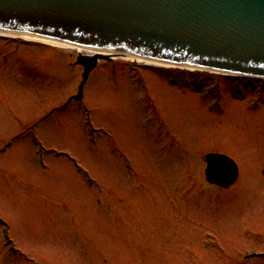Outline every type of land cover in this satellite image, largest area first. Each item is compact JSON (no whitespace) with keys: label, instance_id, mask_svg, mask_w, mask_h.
I'll list each match as a JSON object with an SVG mask.
<instances>
[{"label":"rangeland","instance_id":"rangeland-1","mask_svg":"<svg viewBox=\"0 0 264 264\" xmlns=\"http://www.w3.org/2000/svg\"><path fill=\"white\" fill-rule=\"evenodd\" d=\"M0 264H264V78L0 34Z\"/></svg>","mask_w":264,"mask_h":264},{"label":"water","instance_id":"water-1","mask_svg":"<svg viewBox=\"0 0 264 264\" xmlns=\"http://www.w3.org/2000/svg\"><path fill=\"white\" fill-rule=\"evenodd\" d=\"M0 29L264 76V0H0ZM205 162L208 182L237 179L230 156Z\"/></svg>","mask_w":264,"mask_h":264},{"label":"bare ground","instance_id":"bare-ground-1","mask_svg":"<svg viewBox=\"0 0 264 264\" xmlns=\"http://www.w3.org/2000/svg\"><path fill=\"white\" fill-rule=\"evenodd\" d=\"M0 34L20 36V37H23L26 39L38 40V41H42V42H46V43H50V44H54V45H58V46L75 47V48H78L79 50L91 52L92 54H105V55L114 56V57L123 54V55H126L127 57H130L131 59L145 61L147 63H155V64L165 65V66H182V67H188V68H193V69L194 68L207 69V70L213 71V72H219V73H225V74H236L235 72H230V71H226V70H218V69L209 68V67L200 66V65L187 64V63H176V62H172V61L146 57V56L131 53L128 51L111 50V49H103V48L83 46V45L75 44L71 41L62 40V39H58L56 37H51V36H46V35H41V34H36V33L0 29Z\"/></svg>","mask_w":264,"mask_h":264}]
</instances>
